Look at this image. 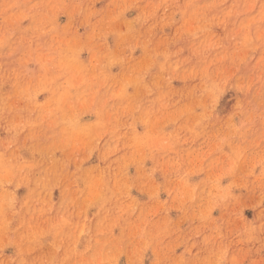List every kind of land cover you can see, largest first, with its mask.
I'll return each instance as SVG.
<instances>
[{"label": "rangeland", "instance_id": "obj_1", "mask_svg": "<svg viewBox=\"0 0 264 264\" xmlns=\"http://www.w3.org/2000/svg\"><path fill=\"white\" fill-rule=\"evenodd\" d=\"M0 264H264V0H0Z\"/></svg>", "mask_w": 264, "mask_h": 264}]
</instances>
